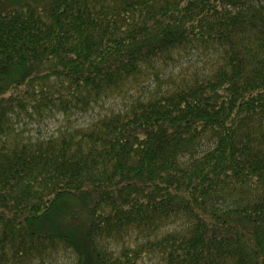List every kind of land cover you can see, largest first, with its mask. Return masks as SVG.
I'll use <instances>...</instances> for the list:
<instances>
[{"label":"trees","instance_id":"obj_1","mask_svg":"<svg viewBox=\"0 0 264 264\" xmlns=\"http://www.w3.org/2000/svg\"><path fill=\"white\" fill-rule=\"evenodd\" d=\"M146 260L264 264V0H0V264Z\"/></svg>","mask_w":264,"mask_h":264},{"label":"rangeland","instance_id":"obj_2","mask_svg":"<svg viewBox=\"0 0 264 264\" xmlns=\"http://www.w3.org/2000/svg\"><path fill=\"white\" fill-rule=\"evenodd\" d=\"M12 1V0H9ZM21 1V0H18ZM30 1H37V0H30ZM187 65V64H185ZM162 77H165L164 74H161ZM90 117L89 115H84V116H73L72 120L74 122H84L86 120H89ZM62 123V119L60 117H56V118H48L45 119L44 121H42V123H37L32 121L31 124H28L25 127V133L26 134H30V135H48L50 133H52L56 127ZM61 207V208H60ZM60 211L57 212L55 215H59L61 213L64 212H68L69 214H77L75 215L77 217V219L79 220L78 222L80 223H85V213H84V207L82 205V203L80 202V200L77 197H71V196H67L64 198V200L62 201V203L59 206ZM70 215H65V217H61V216H49V220H47L45 222L46 226H50L52 224V227L55 226H59V225H63L66 226L67 225V220L66 218H68ZM72 219V218H71ZM87 221V218H86ZM73 258V254L67 252L65 255L62 256V259L65 261H69ZM150 260H146L145 264H150Z\"/></svg>","mask_w":264,"mask_h":264}]
</instances>
